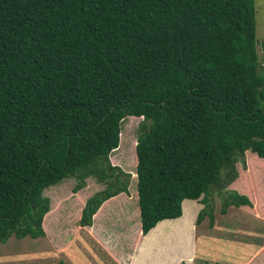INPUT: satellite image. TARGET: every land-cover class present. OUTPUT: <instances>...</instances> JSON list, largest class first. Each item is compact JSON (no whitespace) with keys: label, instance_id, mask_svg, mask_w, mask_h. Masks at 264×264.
Here are the masks:
<instances>
[{"label":"trees","instance_id":"1","mask_svg":"<svg viewBox=\"0 0 264 264\" xmlns=\"http://www.w3.org/2000/svg\"><path fill=\"white\" fill-rule=\"evenodd\" d=\"M258 66L253 0H0V241L44 235L46 187L115 175L108 154L121 121L136 116L139 254L158 221L179 217L180 256L189 259L183 199L202 204L195 225L212 223L211 189L220 214L251 206L221 190L237 177L238 155L264 158ZM124 183L117 177L88 197L78 225L127 193Z\"/></svg>","mask_w":264,"mask_h":264},{"label":"rangeland","instance_id":"2","mask_svg":"<svg viewBox=\"0 0 264 264\" xmlns=\"http://www.w3.org/2000/svg\"><path fill=\"white\" fill-rule=\"evenodd\" d=\"M253 2L255 51L259 65L258 71L264 76V0H253ZM141 119V117L126 116L121 121V135L119 134L118 137L119 147L108 154L109 164L116 167L115 175L107 176L106 170L103 171L105 176L100 179L93 174L84 178L73 175L42 190L41 194L49 200L48 215L44 220L42 217L41 220L44 235L36 238L30 236L17 238L10 234L4 241H0V264H37L33 261L40 255L39 252L44 255L42 260L45 263L43 264H58L59 261L61 264H89L90 261L87 260L89 257L97 262L96 257H93L95 254L91 251L92 249L96 250L94 252L97 253V258L101 255L104 264H109L111 259H105L104 254H101L102 251L112 249L131 252L128 242L138 227L136 224L138 216H134V211L137 209L134 145ZM96 167L102 170L99 165ZM234 167L237 172L236 182L227 185L225 189L221 190V194L225 195L226 192L234 190L246 195L251 201V206H242L243 211L234 206L227 207L226 212L220 214L221 197L211 189L205 198L212 210V221L216 222L218 226L215 229L220 228L226 232L220 231L209 239L207 238L210 245L219 243L214 245V249L210 246L209 253H201V244L199 245L198 239L201 240L202 235L197 233L195 256L199 261L207 260L208 262L218 245L220 249L223 248V252L227 253L228 256L238 252L239 249L249 254L257 246H260L259 248L263 246L260 251L258 249V254L250 264H264V158L246 150L237 156ZM89 168L93 169L92 164L89 165ZM117 177H120L127 186V193H123L126 201L118 204H114L115 202L112 201L106 204L102 210L105 212L99 214L93 221L98 223L99 230H103V233L113 238V246L106 247L104 245L101 250L86 239L87 233H91V230H84L80 227L78 219L85 200L92 194L105 189ZM80 183L82 187L77 189L76 186ZM200 198L201 196L198 199ZM194 203L196 205L193 207L189 206L188 202L185 203L186 209L192 213L191 224L194 223L197 214L195 210L202 207L198 200H195ZM202 221H208V218L204 217ZM189 231L192 244L194 227L191 226ZM68 240L73 241L71 245ZM219 254L221 255V253ZM34 255H36L35 258ZM143 256V254L142 256L139 255L138 260L142 261ZM129 260L126 262L128 263ZM192 262L184 263L190 264Z\"/></svg>","mask_w":264,"mask_h":264},{"label":"crops","instance_id":"3","mask_svg":"<svg viewBox=\"0 0 264 264\" xmlns=\"http://www.w3.org/2000/svg\"><path fill=\"white\" fill-rule=\"evenodd\" d=\"M237 179V178H236ZM236 179L234 180L236 182ZM231 183V185L233 184V182ZM124 192H120L114 196L109 197L108 199L104 200L100 206L97 208V210L94 212V214L92 215V221L91 224L89 226H80L82 228H84V230H91V233H87L88 236H86V239L94 244V246H98L99 249H101V247H103L104 245L106 247L113 246L112 244V239L111 237L108 236V234L103 233V230H99L98 229V223L96 224L94 221V219H96L99 214H103L105 212V210L102 212L103 207L106 204H109L110 202L114 201V204H118L121 203L123 201H126V197L124 199ZM126 194V193H124ZM195 200H190V199H183L181 202V213L183 210V204H185L186 202H188V205L193 207V205H196V203H194ZM136 202H137V196H136ZM251 202V201H250ZM243 206H247V205H243ZM231 207V206H228ZM233 207V206H232ZM249 207V206H247ZM237 208H239V210H244L242 206H238ZM200 208H197L195 211L198 212ZM107 210H110V208H107ZM102 212V213H101ZM134 216L136 217V215L138 216V221L136 222L137 224V231L134 232V235L130 236V240L128 242V246H130V250L131 252H127V251H120V250H112V249H106L107 251H102V255L104 256L105 259L108 260V258L111 259V261L109 262V264H180V262L184 261V262H207V260L204 261H199L196 259L195 256V251H196V240L198 239L197 237V233L201 234L202 238L201 240L198 239L199 241V245L201 244V253H209L210 250V246L214 249V245H217L219 243H215V244H209V242H207V238L209 239V237H211L212 235L216 234L217 232L223 231L226 232V230H220V228L215 229L216 228V222L212 221L211 224L208 223V221H201L199 224L195 225L194 223H192V226L194 227V236H193V241L191 244V255L190 258H184L181 255V247L179 244V239H178V234H177V230L178 228H174V226H179V222L177 221L179 217L174 218V221H162V223H160V221H158L152 228L156 227L157 224H162L159 228V231L157 232V234H155L152 238L151 241H147L143 244V248H145L144 251V256L142 258V261L138 260V261H134L132 260V258L139 257V248L141 247V243H142V239L143 237H139L141 234L140 233V229H139V215H138V207L137 209L134 211ZM194 213V212H193ZM255 214H257L255 212ZM48 215V212H46L43 216V220L45 219V217ZM99 222V221H98ZM206 226V228H205ZM218 227V226H217ZM149 229V230H152ZM148 230V231H149ZM146 232V234H149V232ZM144 234V235H146ZM75 239V237H74ZM73 239V240H74ZM70 242L71 245V240H68ZM130 243V244H129ZM140 243V244H139ZM263 245V244H262ZM67 246V244H66ZM90 247L92 248V246L90 245ZM203 247L207 248V249H202ZM260 246H257L255 249L251 250L249 252V254H246L245 251H243L242 249L237 250L238 252H235L232 255H229L227 253L223 252V248L220 249L219 245L218 247L214 250V252L211 254H208L210 256L208 263H221V264H250L253 259L256 257V255L258 254V252L263 248V246H261V248H259ZM230 249V248H229ZM228 249V250H229ZM259 249V251H258ZM102 250V249H101ZM91 251H93V254H95L93 257L97 259V262H95L94 260H91V257H89V259L87 258L89 262V264H104V259L102 258L101 255H99L100 257L97 258V253H95L94 249H92ZM100 251V250H99ZM98 251V252H99ZM258 251V252H257ZM221 253V255L219 254ZM243 253V254H242ZM38 254V258L36 260H34V263L37 264H43L45 263L42 258L44 257V255L42 252H39ZM242 254V255H241ZM171 257L172 256H176L174 260H172L171 262H167V257ZM227 256V257H226ZM36 257V255H34V258ZM225 257V258H224ZM224 258V259H223ZM130 259V260H129ZM129 262L127 263L126 261ZM108 264V263H106Z\"/></svg>","mask_w":264,"mask_h":264}]
</instances>
